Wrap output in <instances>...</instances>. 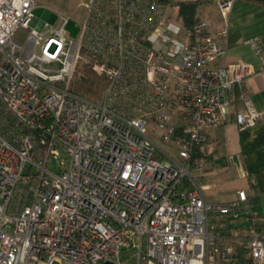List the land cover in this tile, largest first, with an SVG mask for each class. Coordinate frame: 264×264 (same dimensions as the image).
Wrapping results in <instances>:
<instances>
[{
  "label": "built area",
  "instance_id": "built-area-1",
  "mask_svg": "<svg viewBox=\"0 0 264 264\" xmlns=\"http://www.w3.org/2000/svg\"><path fill=\"white\" fill-rule=\"evenodd\" d=\"M209 1L222 26L202 18L187 33L157 0H82L73 39L67 15L49 26L36 0H0V264L230 262L210 215L236 216L248 197L207 202L194 174L206 160L192 155L231 118L235 92L238 127L264 111L240 89L254 68L223 62L234 0ZM249 43L264 56V40ZM82 60L106 80L97 98L72 88ZM247 216L264 264V219Z\"/></svg>",
  "mask_w": 264,
  "mask_h": 264
},
{
  "label": "crops",
  "instance_id": "crops-1",
  "mask_svg": "<svg viewBox=\"0 0 264 264\" xmlns=\"http://www.w3.org/2000/svg\"><path fill=\"white\" fill-rule=\"evenodd\" d=\"M209 4L213 8L202 9L201 16L208 21V29L214 31L223 22L217 6L212 2ZM253 36L264 40V5L250 0H234L228 14L227 54L223 62H247L254 68V73L244 80L240 89L247 93L254 109L264 111V56L261 57L250 45L249 39ZM243 107L240 100L234 103L232 116L227 122L207 129L206 143L200 146L206 162L200 171H194L207 202L231 201L237 198L238 190H244L248 197L243 211L236 216L221 214L214 218L210 215L209 221L215 226V241L219 246L246 242L247 231L252 224L247 216L248 211L264 219V190L255 194L252 186L255 172H262L261 180L264 183V118L254 125L238 127L233 113ZM222 171H233L243 181L235 188L227 186ZM254 196L257 200L255 203ZM217 231H221L220 236Z\"/></svg>",
  "mask_w": 264,
  "mask_h": 264
},
{
  "label": "trees",
  "instance_id": "trees-1",
  "mask_svg": "<svg viewBox=\"0 0 264 264\" xmlns=\"http://www.w3.org/2000/svg\"><path fill=\"white\" fill-rule=\"evenodd\" d=\"M158 2L172 7H177L178 12L176 15L177 23L181 26L183 30L190 33L193 25L202 19L201 16V6L206 3H210L209 0H157ZM253 2L260 3L264 5V0H250ZM79 75L75 76L72 82V88L75 92L81 96L89 98H97L100 95L102 88L106 84V80L98 75L89 64H81L78 68ZM237 92H235L234 103L236 104L239 99L237 97ZM193 157L202 156L200 146L195 147L193 151ZM262 172H255L253 174L252 186L254 188V193L258 194L262 190ZM253 203L257 202L256 196H254ZM220 236L221 231H217ZM231 246V245H230ZM234 248L235 254L231 257L228 264H258L253 260L251 252L245 243H238L232 246Z\"/></svg>",
  "mask_w": 264,
  "mask_h": 264
},
{
  "label": "rangeland",
  "instance_id": "rangeland-1",
  "mask_svg": "<svg viewBox=\"0 0 264 264\" xmlns=\"http://www.w3.org/2000/svg\"><path fill=\"white\" fill-rule=\"evenodd\" d=\"M81 1L82 0H36V7L33 9V15L37 19L46 22L49 26H54L58 24L60 19V14L67 15L68 21L65 24L64 29L69 37L75 39L79 35L80 32L79 22L82 20L84 15V9L80 5ZM168 8L171 11L173 7L170 5ZM204 8L205 10H208L210 8H213V6H211L209 3H206L201 6V10ZM25 32L26 31L24 29L20 28L16 33L15 39L19 42H22L25 36ZM176 38L178 40L183 41L185 39L184 31H181L179 34H177ZM84 63L86 62L82 60L79 63L78 68L81 64ZM159 145L164 149L170 151L166 147L165 143L160 142ZM170 153L175 154L172 151H170ZM48 164L53 170L57 169L55 160H53L52 158L48 159ZM226 169L227 168H224V170ZM221 175L224 176L225 179H227L226 185L234 188L237 185L241 184V182L243 181L237 178V175L233 171H229L225 173L224 171H222ZM122 256L125 258L127 257V254L124 253ZM129 259L130 261L135 260L134 257H130Z\"/></svg>",
  "mask_w": 264,
  "mask_h": 264
}]
</instances>
